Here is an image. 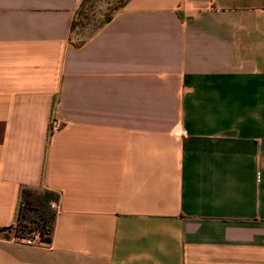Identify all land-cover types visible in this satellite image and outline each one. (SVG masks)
Listing matches in <instances>:
<instances>
[{
    "label": "crops",
    "instance_id": "obj_1",
    "mask_svg": "<svg viewBox=\"0 0 264 264\" xmlns=\"http://www.w3.org/2000/svg\"><path fill=\"white\" fill-rule=\"evenodd\" d=\"M82 1L0 0V264H264V0Z\"/></svg>",
    "mask_w": 264,
    "mask_h": 264
},
{
    "label": "trees",
    "instance_id": "obj_2",
    "mask_svg": "<svg viewBox=\"0 0 264 264\" xmlns=\"http://www.w3.org/2000/svg\"><path fill=\"white\" fill-rule=\"evenodd\" d=\"M92 2V0H83L76 10L82 13L84 5ZM110 16L106 18V21ZM75 19L71 22V30L76 26ZM56 195L49 190H35L29 187H23L20 191L19 208L16 215L15 224L0 229L6 236L12 234L16 239L22 241L33 240L37 234L38 242L49 243L53 230L56 211L53 202ZM13 231V232H11Z\"/></svg>",
    "mask_w": 264,
    "mask_h": 264
},
{
    "label": "rangeland",
    "instance_id": "obj_3",
    "mask_svg": "<svg viewBox=\"0 0 264 264\" xmlns=\"http://www.w3.org/2000/svg\"><path fill=\"white\" fill-rule=\"evenodd\" d=\"M124 0H92L84 5L82 13L75 15L76 26L73 33L82 39L104 23L106 18L119 7ZM13 232V231H11Z\"/></svg>",
    "mask_w": 264,
    "mask_h": 264
},
{
    "label": "built area",
    "instance_id": "obj_4",
    "mask_svg": "<svg viewBox=\"0 0 264 264\" xmlns=\"http://www.w3.org/2000/svg\"><path fill=\"white\" fill-rule=\"evenodd\" d=\"M58 128V123L57 122H52L51 123V130H55ZM23 242H27V243H34V242H38V236L37 234L34 235V239L33 240H28V238H26V240H22Z\"/></svg>",
    "mask_w": 264,
    "mask_h": 264
}]
</instances>
